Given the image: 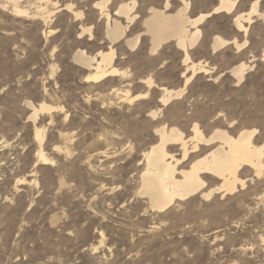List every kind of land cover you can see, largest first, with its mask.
<instances>
[{"label":"rangeland","instance_id":"374dc122","mask_svg":"<svg viewBox=\"0 0 264 264\" xmlns=\"http://www.w3.org/2000/svg\"><path fill=\"white\" fill-rule=\"evenodd\" d=\"M118 1L112 0L111 10ZM189 1L191 17L216 4ZM0 2V264L264 263V172L244 175L245 187L230 195L207 201L192 197L163 212L151 210L136 194L142 152L155 141L159 119L167 118L186 132L191 119L203 129L217 123L232 125V131L256 128L257 142L264 141L262 20L254 17L243 35L235 30L232 15L205 18L189 54L209 72L196 74L182 97L152 119L148 111L159 108L157 88L131 103L123 102L114 89L144 92L141 80L150 76L156 85L181 87L182 51L173 41L154 54L148 36L133 49L120 42L114 61L126 74L84 82L86 72L71 57L75 48L94 54L105 47L95 0H17L28 15L15 13L6 0ZM136 2L144 16L149 6L161 7L164 0ZM250 2L239 0L237 10L246 11ZM180 4L170 0L168 11ZM38 5L72 9L57 11L45 23L33 15ZM74 11L83 16L77 19ZM139 22L129 34L142 29ZM83 25L92 26L94 39L88 40L87 34L78 39ZM215 34L247 42L212 52ZM240 62L247 69L238 83L229 69ZM28 101L63 109L39 113L33 120ZM34 127L44 130L42 149L52 163L36 162Z\"/></svg>","mask_w":264,"mask_h":264},{"label":"bare ground","instance_id":"6f19581e","mask_svg":"<svg viewBox=\"0 0 264 264\" xmlns=\"http://www.w3.org/2000/svg\"><path fill=\"white\" fill-rule=\"evenodd\" d=\"M179 1L180 6L173 12L168 11L170 0H164L161 7L151 5L147 8L146 14L141 16L139 15V9L136 8V0H120L112 10L109 6L112 0H95L93 7L98 13V18L102 20L105 47L99 48L94 54H88L89 52L87 53L82 48H75L71 57V60L86 72L84 82L96 83L110 77H122L126 74L125 71L115 66L114 61L117 58L115 45L120 42H123L128 49H133L138 43H141L143 37L148 36L149 52L154 54L162 44L173 41L175 46L182 51L181 61L184 65V71L181 75L183 78L181 87L173 89L165 85H156L150 76L141 80L147 88L144 92L130 94L129 90L114 89L116 95L123 102L131 103L146 98L150 92L152 93V88H157L160 91L157 99L159 108L148 111L149 116L155 119L162 112L161 108L182 97L186 86L196 74H207L209 72L204 62L201 60L193 61L189 54V50L199 40L201 35L199 24L205 18L217 13L232 15L235 30L243 35L247 34L248 25L254 22V17L262 20L264 24V0H251L246 11L237 10L239 0H216V4L211 11L199 13L193 17L189 15L191 2L189 0ZM6 2L11 3L15 13L29 14L27 9L22 8L17 3V0H6ZM46 6L38 5L36 13L33 14L39 16L45 23L51 21L52 15L57 11L72 9L70 5L59 8L54 7L51 10ZM74 14L77 19L83 16L81 11H74ZM138 20H140L139 23H141L142 29L129 34L138 23ZM52 31L54 29L51 28L48 33L51 34ZM84 34L88 35V40L94 39L92 26L85 27L83 25L78 33V39L82 38ZM246 42V39L239 42L236 38L227 40L215 34L212 36L210 47L212 52H215L229 43L236 48H240ZM246 69L247 65L240 62L232 66L229 72L239 83L244 79ZM222 74L219 73L217 77ZM26 105L30 110L29 112H31L29 117L33 120L38 118L39 113L50 114L53 111L59 112L63 109L60 105H50L47 102H40L35 105L33 102L28 101ZM65 116L67 117V114ZM165 120L159 119L157 121L153 132L155 141L153 139L154 142H151L150 146L142 152L144 162L139 172L137 193L135 192L146 199L147 206L151 210L163 212L175 203L180 204L183 201L186 203V200L196 196L207 201L218 194L221 196L230 195L237 190L238 186L241 189L245 187L246 178L244 175L247 177L251 173L259 177L264 172V141L257 142L255 138L256 128L242 127L232 131L229 128L232 125L223 127V125L218 126L220 124L217 123V125L213 124L210 129H203L199 121L191 119L190 129L186 132L181 129V126L172 124V120L170 121L171 124ZM44 138V130L35 128L34 139L38 144L36 162L46 165L52 163V159L46 156L47 154L45 155L42 149ZM173 150L179 151L177 153L178 157H176L177 154H174ZM24 180L25 178H22L18 181ZM262 240L264 244V238Z\"/></svg>","mask_w":264,"mask_h":264}]
</instances>
